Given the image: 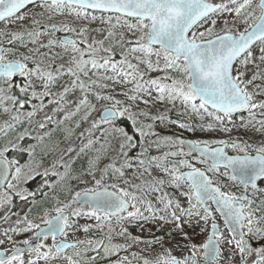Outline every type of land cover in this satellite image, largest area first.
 <instances>
[{
	"label": "snow or ice",
	"instance_id": "snow-or-ice-1",
	"mask_svg": "<svg viewBox=\"0 0 264 264\" xmlns=\"http://www.w3.org/2000/svg\"><path fill=\"white\" fill-rule=\"evenodd\" d=\"M0 264H264V0H0Z\"/></svg>",
	"mask_w": 264,
	"mask_h": 264
},
{
	"label": "flooded vegetation",
	"instance_id": "flooded-vegetation-1",
	"mask_svg": "<svg viewBox=\"0 0 264 264\" xmlns=\"http://www.w3.org/2000/svg\"><path fill=\"white\" fill-rule=\"evenodd\" d=\"M17 203L19 204L20 202H17ZM15 210H16V211H20V208H16Z\"/></svg>",
	"mask_w": 264,
	"mask_h": 264
}]
</instances>
